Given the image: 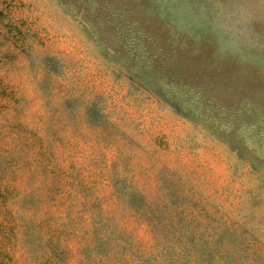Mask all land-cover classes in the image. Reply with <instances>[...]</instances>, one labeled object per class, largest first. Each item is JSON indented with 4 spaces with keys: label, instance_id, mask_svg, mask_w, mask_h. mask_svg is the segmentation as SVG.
<instances>
[{
    "label": "rangeland",
    "instance_id": "rangeland-1",
    "mask_svg": "<svg viewBox=\"0 0 264 264\" xmlns=\"http://www.w3.org/2000/svg\"><path fill=\"white\" fill-rule=\"evenodd\" d=\"M0 195V264H264V0H0Z\"/></svg>",
    "mask_w": 264,
    "mask_h": 264
},
{
    "label": "clouds",
    "instance_id": "clouds-1",
    "mask_svg": "<svg viewBox=\"0 0 264 264\" xmlns=\"http://www.w3.org/2000/svg\"><path fill=\"white\" fill-rule=\"evenodd\" d=\"M238 12L239 15L237 19L234 22H231L230 26L226 25L225 30L239 32L241 35H243L247 31V25L251 23L252 13L243 7L239 8Z\"/></svg>",
    "mask_w": 264,
    "mask_h": 264
},
{
    "label": "trees",
    "instance_id": "trees-1",
    "mask_svg": "<svg viewBox=\"0 0 264 264\" xmlns=\"http://www.w3.org/2000/svg\"><path fill=\"white\" fill-rule=\"evenodd\" d=\"M1 196V195H0ZM1 198V197H0Z\"/></svg>",
    "mask_w": 264,
    "mask_h": 264
}]
</instances>
